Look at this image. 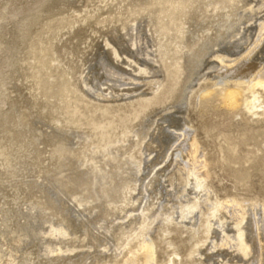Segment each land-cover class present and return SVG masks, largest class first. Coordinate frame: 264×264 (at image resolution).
Returning <instances> with one entry per match:
<instances>
[{
	"label": "rangeland",
	"instance_id": "1",
	"mask_svg": "<svg viewBox=\"0 0 264 264\" xmlns=\"http://www.w3.org/2000/svg\"><path fill=\"white\" fill-rule=\"evenodd\" d=\"M240 69H264V0H0V261L264 264Z\"/></svg>",
	"mask_w": 264,
	"mask_h": 264
},
{
	"label": "bare ground",
	"instance_id": "2",
	"mask_svg": "<svg viewBox=\"0 0 264 264\" xmlns=\"http://www.w3.org/2000/svg\"><path fill=\"white\" fill-rule=\"evenodd\" d=\"M246 71L247 70H243V69H240L239 72H237V79L240 81V82H248V86L249 88H252V87H255L256 85H262L264 86V69H262L259 74L257 76H255L252 80L248 81V80H244V75L246 76ZM249 72V71H248ZM245 73V74H244ZM251 74V73H250ZM252 75V74H251ZM252 77V76H251ZM237 80V81H238ZM239 91L238 89H229L226 93V101L228 104L230 105H233L235 106L237 104V98H238V95H239ZM256 99V98H255ZM254 102L253 101H250L247 103V106L248 107H254ZM191 158L193 160H198L199 158L196 156V153L193 152L191 153ZM257 238H258V234H256ZM240 237H243V235L241 234ZM256 240V239H255ZM259 243L261 244L260 245V248H259V252H258V260L261 261L262 258H263V249H264V243L262 242V240L260 239L259 240ZM145 248L148 250V252L150 253L151 251V245L147 242L145 243ZM2 257V256H1ZM149 258H151V255H149ZM0 263H12L11 259H6L5 261H0Z\"/></svg>",
	"mask_w": 264,
	"mask_h": 264
}]
</instances>
